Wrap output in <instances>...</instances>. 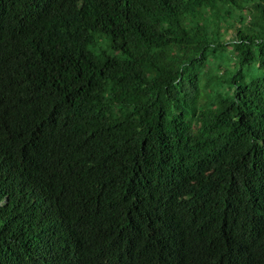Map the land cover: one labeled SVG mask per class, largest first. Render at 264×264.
<instances>
[{"label":"trees","instance_id":"obj_1","mask_svg":"<svg viewBox=\"0 0 264 264\" xmlns=\"http://www.w3.org/2000/svg\"><path fill=\"white\" fill-rule=\"evenodd\" d=\"M74 253L264 264V0H0V264Z\"/></svg>","mask_w":264,"mask_h":264},{"label":"rangeland","instance_id":"obj_2","mask_svg":"<svg viewBox=\"0 0 264 264\" xmlns=\"http://www.w3.org/2000/svg\"><path fill=\"white\" fill-rule=\"evenodd\" d=\"M238 15H239L238 12H234L232 20L229 21L231 23L230 29H228L227 32L225 31L226 29L224 30L226 26L225 22L221 20L220 30H221L222 37L224 40L229 39L231 35V29L233 28V26H237L238 22L236 19ZM241 15L248 18L246 12L242 13ZM207 66H210V67H207ZM205 67H207V69H212V71L218 72V74H220L222 71L226 70V68L231 67V64H228L227 61L216 59V60H208L207 63L203 65L202 69H204ZM207 69L201 70V78H202L201 82L204 85L203 87H201L202 96H205V94L209 93L210 87L217 86V84H214V82L212 81H210V83L207 82V79L210 78V73ZM200 101H203V100H200Z\"/></svg>","mask_w":264,"mask_h":264},{"label":"clouds","instance_id":"obj_3","mask_svg":"<svg viewBox=\"0 0 264 264\" xmlns=\"http://www.w3.org/2000/svg\"><path fill=\"white\" fill-rule=\"evenodd\" d=\"M28 182H29V184H32V181L29 179L28 180ZM25 188H26V190L28 191V192H30L29 191V189H28V187H27V184L25 183ZM31 193V192H30ZM72 264H77L76 263V260H75V253H74V255H73V257H72Z\"/></svg>","mask_w":264,"mask_h":264}]
</instances>
